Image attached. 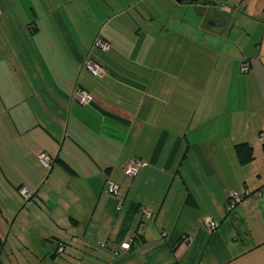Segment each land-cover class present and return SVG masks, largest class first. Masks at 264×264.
I'll list each match as a JSON object with an SVG mask.
<instances>
[{
	"label": "crops",
	"instance_id": "obj_1",
	"mask_svg": "<svg viewBox=\"0 0 264 264\" xmlns=\"http://www.w3.org/2000/svg\"><path fill=\"white\" fill-rule=\"evenodd\" d=\"M0 11V264H264V0Z\"/></svg>",
	"mask_w": 264,
	"mask_h": 264
},
{
	"label": "built area",
	"instance_id": "obj_2",
	"mask_svg": "<svg viewBox=\"0 0 264 264\" xmlns=\"http://www.w3.org/2000/svg\"><path fill=\"white\" fill-rule=\"evenodd\" d=\"M1 14V11H0ZM95 45H97L101 50L106 51L109 48V43L101 38H97L95 40ZM86 68L96 75H102L103 71L102 69L95 63L89 61L85 63ZM249 68V64L247 61H243L240 65L241 71H247ZM73 97L81 104H88L92 100L91 94L86 91L85 89H75L73 92ZM259 141H263V136H259ZM40 161L45 164L46 166L50 165L51 160L47 156L46 153L42 152L38 155ZM144 164V162L140 158H132L129 160V162L123 167V174L127 178H132L136 175L138 169ZM119 189V184L116 182H109V184L106 187V192L109 194L116 195ZM20 195L25 199H29L31 194L29 191H27L25 188H21L19 190ZM247 195L257 196L259 195V192L255 193H240L236 190H232L229 193L228 199H227V211L234 210L238 203ZM141 212L147 216H152V213L147 210L145 207L141 208ZM219 225V222L213 219H205L203 228L207 234H211Z\"/></svg>",
	"mask_w": 264,
	"mask_h": 264
},
{
	"label": "trees",
	"instance_id": "obj_3",
	"mask_svg": "<svg viewBox=\"0 0 264 264\" xmlns=\"http://www.w3.org/2000/svg\"><path fill=\"white\" fill-rule=\"evenodd\" d=\"M236 152L239 156L241 163L247 162L251 158L250 147L246 146L244 143H240L236 145ZM4 240L0 239V252L3 248Z\"/></svg>",
	"mask_w": 264,
	"mask_h": 264
},
{
	"label": "rangeland",
	"instance_id": "obj_4",
	"mask_svg": "<svg viewBox=\"0 0 264 264\" xmlns=\"http://www.w3.org/2000/svg\"><path fill=\"white\" fill-rule=\"evenodd\" d=\"M24 199V198H23ZM23 201H25V199L23 200ZM6 234H7V231L5 232V234L3 235V236H6ZM10 258V257H9ZM20 259V258H19ZM19 262V261H18ZM20 263V262H19ZM18 263V264H19ZM41 264H59L58 262H43V263H41Z\"/></svg>",
	"mask_w": 264,
	"mask_h": 264
},
{
	"label": "water",
	"instance_id": "obj_5",
	"mask_svg": "<svg viewBox=\"0 0 264 264\" xmlns=\"http://www.w3.org/2000/svg\"><path fill=\"white\" fill-rule=\"evenodd\" d=\"M176 1L180 2L181 0H176ZM191 1H192V0H191Z\"/></svg>",
	"mask_w": 264,
	"mask_h": 264
}]
</instances>
